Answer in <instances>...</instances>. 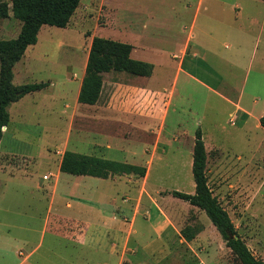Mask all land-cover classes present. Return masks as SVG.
<instances>
[{"label":"rangeland","instance_id":"1","mask_svg":"<svg viewBox=\"0 0 264 264\" xmlns=\"http://www.w3.org/2000/svg\"><path fill=\"white\" fill-rule=\"evenodd\" d=\"M7 1L0 0V3ZM141 1L143 4L125 6L128 11L111 14L108 5L119 8V0H106L105 3L101 0H82L78 12L66 29L42 27L37 44L28 48L14 68V84L20 86L44 82L49 83L50 88L33 98H26L16 108H8L11 125H14L12 130L16 129L20 140L11 142L9 137L3 143L2 150L5 152L16 148L36 155L44 146L45 165L39 166L37 171L41 179L43 174L55 168L51 152L60 155L67 149L88 155L89 142L98 134L106 132L113 137H131L124 144L133 147L138 143L144 144L146 140L149 152L155 150L158 154L150 184L153 188L162 186L156 198L160 204L171 191L194 194L191 165L193 144L196 132L201 130L207 151L209 187L227 211L237 235L253 255L264 262V129L257 121L259 114L264 116V0H239L238 4L244 10L236 23L230 14L220 13L219 5H216V10L211 8L216 11L215 15L203 11L196 16L197 20L194 9L186 14L189 24L195 18L194 34L197 38H202L201 31L209 26L205 23L208 17L216 19L220 24L232 26L234 23L246 30L247 36H259L258 53L254 57L248 55V46L242 56L235 55V44L225 39L215 44L214 50L194 48L198 55H190L185 63L190 76L177 75V62L171 60L164 61V69L158 70L152 79L141 80L143 83L148 81L149 87L148 91L141 90L134 99L140 109H137V119L131 127L111 123L91 125L88 107L100 101L103 88L107 86L104 79L102 84H93V88L99 85L94 104L80 102L85 79L82 67L94 37L137 45L144 44V39H148L150 45L167 48L171 52L178 51L177 44L153 40L157 36L141 39L140 35H145L143 31L162 37L171 35L173 42L177 39L180 41L181 30L177 27L185 20L180 21L174 17L168 6L161 4L160 0H145L147 3ZM249 17H254L255 21L252 23ZM124 24L134 32L123 28ZM144 24H147L146 30L143 29ZM2 26L4 30L0 29V39L3 40L15 39L21 31V23L16 19L6 21ZM117 74L112 72L104 78L112 79ZM80 84V94L76 100L74 93ZM162 87L167 89L153 98L151 91ZM129 101L132 100L127 98ZM67 104L71 108L66 109ZM75 105L78 106L76 110ZM94 115L100 116L99 112ZM6 160L15 166L25 163L14 158ZM15 170H19L18 167ZM21 174L15 171L14 177L19 178L12 179V176L7 177V172H0V214L36 217V221L29 223V230L21 235V242L24 243L17 244L20 249L30 252L41 243V220L48 213L46 190L51 189L53 181L44 182V197L35 199L36 191L28 190L31 183L24 182ZM46 176L49 179L52 175ZM80 179H84L80 181H85L86 185L78 193L88 196V177ZM121 190L128 192L127 187ZM165 199L163 206H167L168 211L174 215L173 223L179 227L178 231L190 227L195 238L189 242L190 246L165 244L163 254L158 252V247L144 248L154 236V228L158 224L147 221L143 211L137 218L135 229L144 236L138 240L139 244L134 243L135 240L131 243V246L138 249V253L135 256L127 255L132 264H240L204 212L171 195ZM144 206L152 209V214L156 213L151 204ZM57 208H54L53 214ZM53 239L56 254L49 249L54 243ZM66 244L68 242L64 239L47 232L41 247L31 257L30 264L62 261L61 256L62 259H77L78 262L81 253H76L70 246H64ZM15 262L13 259L7 264Z\"/></svg>","mask_w":264,"mask_h":264},{"label":"crops","instance_id":"2","mask_svg":"<svg viewBox=\"0 0 264 264\" xmlns=\"http://www.w3.org/2000/svg\"><path fill=\"white\" fill-rule=\"evenodd\" d=\"M101 1L102 3H105L106 0ZM160 1L161 4L168 6L174 17L179 18L180 21L185 20V22L177 27L181 30L180 35L182 39L180 41L177 39L176 42H173L171 35L162 37L161 35L151 33L148 34L144 31L143 33L145 35H140L141 39H144L143 37L145 36H157L158 38L153 40H161L170 42L172 44H177L178 51L176 52H171L167 50V48L162 49L150 45L148 43V39H144L145 43L142 45H137L136 43L130 44L133 46V51L131 54L133 59L144 61L154 66V71L150 79L155 76L158 70L164 69L165 66L162 65L164 61L171 62V60L177 62V75L186 74L188 76L189 73L186 71L185 63L186 59L190 55H198L197 50L194 48L198 47L206 51L214 50V45L219 43L221 39L229 40L235 44L234 53L237 56H242L244 54L246 46L249 47L247 52L249 56L251 55V58L258 53L257 49L259 36L256 38L247 36L246 30L234 24L239 19L238 16H240L241 12L244 10V8L238 4L239 0ZM144 2L147 3L145 0ZM141 3L143 4L141 0H119V8H114L111 4L108 6L111 9V14H118L120 13L119 11L122 10L128 11L129 9L124 7L129 4L139 5ZM81 4L82 1L80 6ZM177 4H180V6ZM216 5H219L220 13L224 15L230 14V17H233V25H227L226 23L220 24V22L216 19L208 17L207 21L205 20V23L209 25L210 28L207 26V28L201 31L202 38H197V36L194 34L196 16L203 11L210 15H215L216 11H213L212 9L216 10ZM9 8V17L7 19L0 20V29L2 31L4 30L2 25L5 24L6 21L12 22L14 19L11 12V5H9ZM193 9L195 11V18L193 19L192 23L189 24V20L186 19V14ZM249 20H251L253 23L255 18L249 17ZM123 28L130 29V31L132 30L130 26L125 24ZM147 28V24H144L143 29L146 30ZM165 28H168V26ZM175 35L176 33L174 36ZM253 40L255 42L252 43ZM192 50L193 53L190 54ZM87 59L82 67L83 75H85ZM109 74H105L104 76ZM143 79L146 81L149 78L130 77L124 73H118L117 77H113L112 79L104 78V83L107 84V86L105 85L103 88L100 101L95 105L88 107V112H90L88 119L91 122V125H104L106 123H111L115 126H128L127 128L131 127L134 121L137 119V109H140V107H138L139 104L135 103L134 99L140 94L141 90L144 91L143 89H147L148 91L147 87H149V83H147L148 81L143 83V81H141ZM15 81L16 71L14 74V82ZM81 84L74 93L76 100H78L80 94ZM203 85L207 86L206 84ZM49 88L50 87L42 91L35 92L32 96L27 95L20 101L11 104L8 108H16L18 104H21L24 100H26V98H33L35 95H38L45 90H49ZM164 89L167 88L162 87L156 91H151L152 97L155 98V95ZM209 89L213 90L211 88ZM127 98L128 100L132 101L127 102ZM80 105L82 106V104ZM66 107V109L71 108L68 104ZM77 107L78 106H76L74 110H76ZM134 109L135 111H133ZM8 112L10 114L9 110ZM96 112H99V117L94 115ZM247 114L250 115V113ZM261 117H263V114H259L257 118L259 124ZM13 127L14 125H11L10 116V124L8 127H5L3 138L0 143V172H7V177L12 176V179L19 178V176L14 177L13 173L15 171L21 172V179H23V181L27 184L29 182L31 183V188L28 190L36 191L35 199H39V196L44 197V182L52 180L53 183L51 189L46 190L48 195V213L41 220V243L30 250V252L20 249L19 245L24 243L21 242V235L23 232L29 230V223L36 221V217L33 215L22 214H0V264H7L13 259L16 261L15 264H30L31 257L41 247V244L44 241V236L47 232H51V234L58 237L59 239H64L67 241L68 244L64 246H70L74 248L76 253L80 252L81 255L78 262H81L79 264H132L127 258V255L135 256L138 253V249L131 246V243L132 240H135L134 243L139 244L137 243L138 240L142 239L144 236L135 229L137 218L138 216H141V212L143 211L146 213L147 221H155V223L158 224V226L154 228L156 231L154 230V236L150 240L152 242L149 241L150 244L147 243L144 248H149L150 246H154L155 248L158 247V252L163 254L162 248L165 244L174 246L179 245L181 247L183 245L190 246L189 242L183 238L181 231H178L179 227L173 223L174 215L168 211L167 206H163L165 204L162 202H166L167 199L165 198H168V195L170 194L167 193V195L164 197V201H161L160 204L156 199L158 191L163 188L162 186H156V188H153L150 182L158 154L155 150L149 152V148L146 145V140L144 144L141 145L138 143L137 146L133 147L124 144L127 143L129 141L128 139L131 137L128 139L126 137H113L110 134L104 132L102 134H98L97 137L92 138L89 142L90 152L88 156L140 166L146 169V175L143 178H136L133 175L113 176L108 179L88 177V196H81L78 193L79 189L85 188L86 182L80 181L84 180L80 178L84 176H72L60 171L61 161L67 149H65L60 155L51 152L53 156V160L51 159V161H53L55 164V168L54 170H49L43 174L41 179L37 174V171L39 166L45 165L44 146H42L39 153L36 155L31 154L30 151L28 153L16 148H10L5 152L2 150L3 143L9 137L11 142L20 140V134L16 133V129L12 130ZM132 130L136 131L134 129ZM139 141L141 142L142 139ZM189 152H191V150H189ZM11 158L23 160L25 163H21L19 166L7 163L9 161L6 159ZM144 161H146L145 164ZM27 162H29V164H26ZM20 165L25 168H22ZM191 165H193V163ZM17 167L19 170H15ZM49 174L52 176L49 177L48 180H45L44 177ZM34 178H36V181H34ZM125 186L127 187L128 192L121 190L122 188H126ZM146 204H151V206L154 207L156 213L152 214L150 212L152 209L144 206ZM184 204L188 203L185 202ZM188 205L191 206L190 204ZM55 207L58 208L56 213L53 214ZM125 207H127V209ZM14 235L17 237H14ZM55 239H53L54 243L49 248L54 254L57 252ZM14 242L16 245H14ZM61 255L63 254L61 253ZM61 260L62 261L49 264H78L77 259H62L61 256ZM39 264L48 263L40 262Z\"/></svg>","mask_w":264,"mask_h":264},{"label":"trees","instance_id":"3","mask_svg":"<svg viewBox=\"0 0 264 264\" xmlns=\"http://www.w3.org/2000/svg\"><path fill=\"white\" fill-rule=\"evenodd\" d=\"M82 0H8L0 3V18L9 17V5L14 19L21 23V31L17 38L0 39V143L5 127L10 124L8 107L20 101L27 95L42 91L49 83H31L17 86L14 84V68L25 56L29 47L38 42V35L44 26L66 29ZM133 46L110 39L94 37L88 54L84 75V86L80 96L83 104H94L102 84L104 75L109 73H124L131 77L150 78L154 66L150 63L135 60L131 54ZM260 126L264 129V116L260 118ZM60 171L72 176H84L108 179L113 176L134 175L143 178L146 169L140 166L111 161L94 156L65 151ZM192 174L195 183V193L187 194L171 191L174 198L190 204L204 212L213 226L225 240L226 246L232 251L240 264H264L258 260L246 243L237 235L235 227L217 197L209 187L207 176V151L202 131L195 135L193 148ZM183 238L191 242L195 234L190 227L181 231ZM230 234L237 239H230Z\"/></svg>","mask_w":264,"mask_h":264},{"label":"water","instance_id":"4","mask_svg":"<svg viewBox=\"0 0 264 264\" xmlns=\"http://www.w3.org/2000/svg\"><path fill=\"white\" fill-rule=\"evenodd\" d=\"M229 237H230V239H237V238H238L237 236H233V235H231V234H230Z\"/></svg>","mask_w":264,"mask_h":264},{"label":"built area","instance_id":"5","mask_svg":"<svg viewBox=\"0 0 264 264\" xmlns=\"http://www.w3.org/2000/svg\"><path fill=\"white\" fill-rule=\"evenodd\" d=\"M44 179H46V180H47V179H48V177H47V176H45V177H44Z\"/></svg>","mask_w":264,"mask_h":264}]
</instances>
